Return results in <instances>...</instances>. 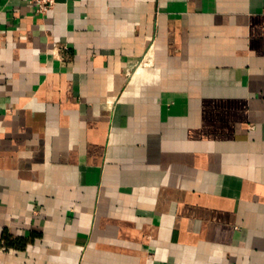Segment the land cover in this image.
Instances as JSON below:
<instances>
[{"label":"crops","instance_id":"0c3cea01","mask_svg":"<svg viewBox=\"0 0 264 264\" xmlns=\"http://www.w3.org/2000/svg\"><path fill=\"white\" fill-rule=\"evenodd\" d=\"M0 264H264V0H0Z\"/></svg>","mask_w":264,"mask_h":264},{"label":"built area","instance_id":"2783aa9c","mask_svg":"<svg viewBox=\"0 0 264 264\" xmlns=\"http://www.w3.org/2000/svg\"><path fill=\"white\" fill-rule=\"evenodd\" d=\"M36 6V9L40 13H44L49 10L55 3L56 0H29Z\"/></svg>","mask_w":264,"mask_h":264}]
</instances>
